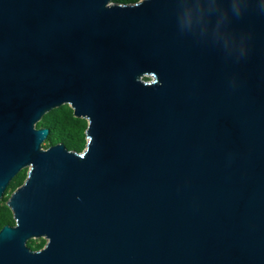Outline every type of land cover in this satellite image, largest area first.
<instances>
[{
    "label": "water",
    "instance_id": "obj_1",
    "mask_svg": "<svg viewBox=\"0 0 264 264\" xmlns=\"http://www.w3.org/2000/svg\"><path fill=\"white\" fill-rule=\"evenodd\" d=\"M24 169L0 264H264V0H0V199Z\"/></svg>",
    "mask_w": 264,
    "mask_h": 264
},
{
    "label": "trees",
    "instance_id": "obj_2",
    "mask_svg": "<svg viewBox=\"0 0 264 264\" xmlns=\"http://www.w3.org/2000/svg\"><path fill=\"white\" fill-rule=\"evenodd\" d=\"M141 0H112L113 3L131 5ZM150 78H145L149 80ZM37 128H48L49 135L43 146H50L63 143L68 150L82 153L88 142L87 128L88 122L85 119L78 118L74 115L73 109L64 105L47 113L37 124ZM28 176V169L22 170L10 183L5 192L3 199H0V231L4 226L15 225L13 212L7 205L11 195L24 184ZM45 239H33L28 242V246L34 250H41L45 247Z\"/></svg>",
    "mask_w": 264,
    "mask_h": 264
}]
</instances>
